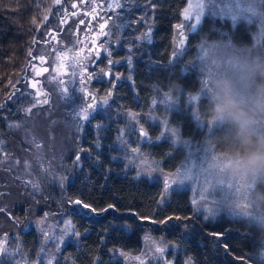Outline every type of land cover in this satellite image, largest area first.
<instances>
[{
	"label": "rangeland",
	"instance_id": "obj_1",
	"mask_svg": "<svg viewBox=\"0 0 264 264\" xmlns=\"http://www.w3.org/2000/svg\"><path fill=\"white\" fill-rule=\"evenodd\" d=\"M76 1L79 4L75 6L81 9L93 6L88 0ZM117 4L122 7L117 8ZM123 7L124 0H116L112 8L101 9L92 18L89 14L84 18L67 17L59 36L55 33L35 46V54L48 57L43 65L48 71L41 76L40 85L24 84L28 89L21 91L13 103L17 113L14 120L0 116L4 126L0 132V264H55L66 245L79 242L81 235L73 215L83 212V208L70 203L67 188L72 169L79 165L74 155L81 156L80 151L83 152L79 145L86 125L99 113L111 117L118 126V136L110 150L114 148L117 160L127 169L160 182L164 189L165 179L178 177L183 182L171 185L166 194L189 190L194 209L205 220L225 216L264 225V201L257 192L264 171L245 163L248 157L218 154L206 139L184 138L171 121L172 114L185 111L200 128L207 123L211 131L224 125L227 121L215 117L213 96L220 84H230L251 130L256 134L264 130V90L256 83L257 72H264V0H187L180 24L183 28L175 31L171 62H182L189 54L183 71L196 72L198 89L187 94L179 87L168 93L155 90L149 111L140 115L120 111L115 104L116 86L126 80L132 87L134 70L132 55L122 38L124 27L130 22ZM185 15L190 19H185ZM197 15L201 17L198 24ZM208 16L228 19L233 25L242 21L254 24L253 45L240 48L230 41L202 39L198 33ZM104 32L109 35H103ZM191 43L196 47L193 55L189 52ZM68 48L72 51L56 61V55ZM105 72L116 79L106 77ZM61 80L64 85L58 83ZM65 86L69 89L67 100L60 98V89ZM45 99L47 104L43 103ZM90 100L95 107L89 109V120L76 119L75 114ZM201 102L208 103L206 108L202 107L203 113ZM29 107L31 112L26 114ZM148 123L158 127L157 141L169 140L184 149V162L174 173L163 172L142 151L143 143L151 142V138L148 133L147 138L139 135V129H145L144 124ZM133 147L139 152H132ZM208 208L213 213L205 218ZM15 209L22 210L21 216H14ZM28 231L39 239L35 261L27 257L22 246ZM73 232L78 235H72ZM177 257L176 247L157 242L148 234L141 252L120 253L124 264H175ZM260 257L264 261V248Z\"/></svg>",
	"mask_w": 264,
	"mask_h": 264
},
{
	"label": "trees",
	"instance_id": "obj_2",
	"mask_svg": "<svg viewBox=\"0 0 264 264\" xmlns=\"http://www.w3.org/2000/svg\"><path fill=\"white\" fill-rule=\"evenodd\" d=\"M73 3L79 1L62 0L60 4L58 0H0V116L14 120L17 113L13 103L21 91L28 89L24 76L38 56L35 46L55 33L60 35L64 28L62 17L73 9ZM186 5L187 0H124L123 9L130 22L124 27L122 38L132 55L134 70L132 87L126 80L116 86L115 104L120 111L137 115L148 112L155 90L168 93L179 87L187 94L198 89L196 72L183 71L189 54L182 62H171L175 31L182 23ZM149 29L151 44L137 39ZM255 29L254 24L245 21L233 25L228 19L208 16L198 35L208 41H230L242 48L253 45ZM65 32L64 29L61 35ZM190 46L193 55L196 47L193 43ZM256 83L264 90L262 70L257 72ZM207 104L201 102L200 107L206 108ZM103 115L99 113L86 125L79 145L83 152L80 151L79 165L72 169L67 188L73 206L79 200L95 212L78 205L83 212L73 216L80 240L66 245L55 264H124L120 253L141 252L147 234L178 249L175 264H264L260 257L264 225L225 216L205 220L194 209L189 190H173L167 195L160 182L127 169L117 160L114 148L110 150L118 136V126L111 117ZM171 121L184 138L206 139L218 154L249 157V142L242 141L231 122L210 131L207 123L204 128L198 127L185 111L172 114ZM97 124L102 127L97 128ZM144 126L151 142L143 143L142 151L163 172L177 171L185 159L184 149L169 140L157 141L156 125ZM3 129L0 121V132ZM251 135L253 141H259L264 139V130L260 134L251 130ZM257 192L264 201V180L258 183ZM19 213L21 209L13 211L14 216ZM22 246L27 257L35 261L40 244L33 231L23 236Z\"/></svg>",
	"mask_w": 264,
	"mask_h": 264
},
{
	"label": "clouds",
	"instance_id": "obj_3",
	"mask_svg": "<svg viewBox=\"0 0 264 264\" xmlns=\"http://www.w3.org/2000/svg\"><path fill=\"white\" fill-rule=\"evenodd\" d=\"M213 104L216 119L234 124L242 141L249 142V157L244 162L250 163L254 169L264 171V139L252 140L251 123L230 84H220L216 88Z\"/></svg>",
	"mask_w": 264,
	"mask_h": 264
},
{
	"label": "snow or ice",
	"instance_id": "obj_4",
	"mask_svg": "<svg viewBox=\"0 0 264 264\" xmlns=\"http://www.w3.org/2000/svg\"><path fill=\"white\" fill-rule=\"evenodd\" d=\"M73 7H75V5H73ZM116 7L119 8V7H122V5L117 4ZM45 19H47V17H45ZM185 19H190V17H188L187 15H185ZM200 19H201L200 15H197V16H196V24L199 23ZM103 27H104V25H101V26H100V29L102 30ZM194 27H195V26H194V24H193V25H192V28H194ZM177 28H183V25H178ZM103 35L108 36L109 34H108L107 32H104ZM182 36H183V34H182ZM137 39L140 40V41H142V42H145V41H146L148 44H151V43H152V39H151V29H149V30H148L146 33H144L142 36H138ZM184 43H185V39L182 38V39L180 40V45L183 46ZM71 51H72V48H68V49H66V50H61V52H60L59 54L56 55L55 60H56V61L61 60L63 56H66L67 53H68V52H71ZM105 51L107 52V54H108L109 56L111 55V53L108 52L107 49H105ZM76 54L78 55V53H76ZM89 55H91V50H90V52H89ZM97 55H98V53H97ZM40 60L43 61V60H44V57H43V56H40ZM109 63H111V61H109ZM129 63H131V61H129ZM43 71L47 72L48 69H47V68H44ZM104 75H105L106 77H110V78L116 79V77H112V74L109 73V72H105ZM89 79H91V77H89ZM58 83L61 84V85H64V84H65V81L61 80V81H59ZM32 87H35V84H33ZM68 93H69V89H68L66 86H65V87H62V88L60 89V98H61V99H64V100H67V99L69 98V97H68ZM85 94H87V93H85ZM92 99L94 100V97H93ZM48 102H49V101H48L47 99H45V100L43 101V103H45V104H47ZM104 103H107V101H104ZM0 107H2V105H0ZM94 107H95V105H94V104L91 102V100H90V101L88 102V104H87L85 107H82V108L80 109V111L77 112V113L75 114V118L78 119V120L85 121V122L88 121L89 118H90V112H89V109H93ZM25 112H26V114H27V113H30V112H31V108H30V107H29V108H26V109H25ZM96 127L99 128V127H102V125L97 124ZM139 135L144 136L145 138H147V136H148L147 132L145 131V129H144L143 127H141V128L139 129ZM131 151H132V152H139V149L133 147V148L131 149ZM74 161H76V162H79V161H80V155H79V154L74 155ZM182 182H183V181H182V180H179L178 177H175V178L172 179L171 181H169L168 179H165V183H164V185H165V191H167L168 188H169L171 185H175V184L182 183ZM73 203H75V204H77V205H81V201H79V200H76V201H74ZM81 206H82L83 208H85V209H89V205H87V204H83V205H81ZM109 207H112V206L109 205ZM89 210L92 211V212H95V209H89ZM206 213H207V214H206L205 218H207V215H208V214H212V213H213V209H212V208H208V209L206 210ZM169 219H171V218H169ZM72 235H78V233L73 232ZM217 235H219V234H217ZM157 251H162V249L157 248ZM49 264H51V261L49 262Z\"/></svg>",
	"mask_w": 264,
	"mask_h": 264
},
{
	"label": "flooded vegetation",
	"instance_id": "obj_5",
	"mask_svg": "<svg viewBox=\"0 0 264 264\" xmlns=\"http://www.w3.org/2000/svg\"><path fill=\"white\" fill-rule=\"evenodd\" d=\"M88 2L90 3L92 2L93 6L90 8L85 7L84 9L75 6V8L72 11H70L68 16H74L76 18L79 17L84 18L89 14L90 17L92 18L94 15L98 14L99 10L101 9L108 10L109 8H112L116 0H90V1L88 0ZM43 57H44L43 61L40 60V55L33 58L32 64L29 70L27 71L26 75L24 76V82H23L24 84L28 82L30 87H32L34 83L40 85L41 76H43L41 71L44 69L43 65L46 64L48 60V57L46 56ZM37 85L36 87H38Z\"/></svg>",
	"mask_w": 264,
	"mask_h": 264
},
{
	"label": "water",
	"instance_id": "obj_6",
	"mask_svg": "<svg viewBox=\"0 0 264 264\" xmlns=\"http://www.w3.org/2000/svg\"><path fill=\"white\" fill-rule=\"evenodd\" d=\"M41 73L44 74V73H46V72L42 70Z\"/></svg>",
	"mask_w": 264,
	"mask_h": 264
}]
</instances>
